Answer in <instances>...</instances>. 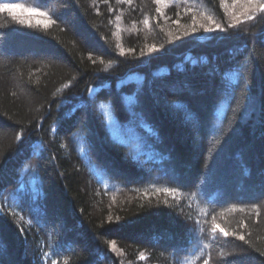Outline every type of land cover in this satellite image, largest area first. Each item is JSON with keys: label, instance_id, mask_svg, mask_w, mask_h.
Here are the masks:
<instances>
[{"label": "trees", "instance_id": "obj_1", "mask_svg": "<svg viewBox=\"0 0 264 264\" xmlns=\"http://www.w3.org/2000/svg\"><path fill=\"white\" fill-rule=\"evenodd\" d=\"M230 1L0 0V264H264V13Z\"/></svg>", "mask_w": 264, "mask_h": 264}, {"label": "snow or ice", "instance_id": "obj_2", "mask_svg": "<svg viewBox=\"0 0 264 264\" xmlns=\"http://www.w3.org/2000/svg\"><path fill=\"white\" fill-rule=\"evenodd\" d=\"M129 3H131V0H128ZM161 2V0H155V3L159 4ZM248 5L250 6L249 10H247V18L249 20L253 19V16L251 14L252 11H256L258 10L261 13H264V3H260V0H247ZM20 5L14 4V3H7V2H3L0 3V11H9L12 12L15 9L19 8ZM27 11H29L32 14H36V15H41V16H47V13L45 12H41L38 9L32 8V9H26ZM157 11H159V9H157ZM235 19V17H234ZM54 21L49 20L48 23H52ZM238 22H242V21H238ZM144 23L147 25V20L144 21ZM234 25L229 24V27H233ZM216 28L220 29L221 31H223L224 29L220 26V25H216ZM206 32L208 31H212L213 29L211 28H207L205 27L204 29ZM193 31H195V29H193ZM262 35H264V33H262ZM154 49H150V51H152ZM17 139H21V137L18 135ZM159 191H163L165 193H168L170 191V189L168 188H163V189H159ZM171 191H175V189H171ZM217 229H219V231L224 235V236H228L230 233L225 231L223 228H220L219 225L214 224L213 225V231H216ZM239 239L243 240L244 237L243 236H239ZM205 247H207V245H205ZM53 255H56V253H53ZM141 259H143V257H141ZM53 264H55V261H53ZM204 264H208V261L205 260Z\"/></svg>", "mask_w": 264, "mask_h": 264}, {"label": "rangeland", "instance_id": "obj_3", "mask_svg": "<svg viewBox=\"0 0 264 264\" xmlns=\"http://www.w3.org/2000/svg\"><path fill=\"white\" fill-rule=\"evenodd\" d=\"M228 6H229L228 7L229 10L226 12V14L229 17V20L230 21H233V22L238 21L241 18L242 19L246 18L247 10H249V8H250V6L247 3V0H234V1H230ZM234 17H235V19H234ZM207 23L209 25L208 24H204V23H201L202 25H199V22H198V24H196V26L194 27L195 31H190L189 33H191L192 35H193V33H195V35H197V33H198L197 32L198 25H199V27L204 26L203 27V30H204L205 27L209 28V26L211 24L209 21H207ZM246 112H247L246 113V115H247L246 117H248L249 115H251L253 113V107L251 106V104L248 106V109L246 110ZM112 248H113V250L115 248L117 254H119L121 256L122 253L119 251V249H117L116 246H112ZM140 259H141V257H140ZM128 264H132V263H128Z\"/></svg>", "mask_w": 264, "mask_h": 264}]
</instances>
